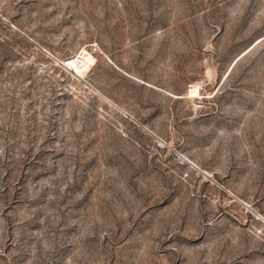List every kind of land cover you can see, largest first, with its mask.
<instances>
[{
  "label": "rangeland",
  "instance_id": "rangeland-1",
  "mask_svg": "<svg viewBox=\"0 0 264 264\" xmlns=\"http://www.w3.org/2000/svg\"><path fill=\"white\" fill-rule=\"evenodd\" d=\"M0 264H264V0H0Z\"/></svg>",
  "mask_w": 264,
  "mask_h": 264
},
{
  "label": "bare ground",
  "instance_id": "bare-ground-1",
  "mask_svg": "<svg viewBox=\"0 0 264 264\" xmlns=\"http://www.w3.org/2000/svg\"><path fill=\"white\" fill-rule=\"evenodd\" d=\"M75 63V60L74 59H70V60H64L62 61V65L64 66H69L70 68L73 66V64ZM194 90H192L193 92Z\"/></svg>",
  "mask_w": 264,
  "mask_h": 264
}]
</instances>
